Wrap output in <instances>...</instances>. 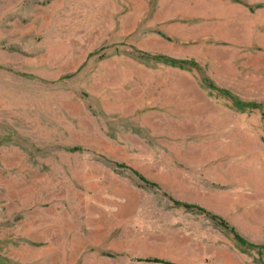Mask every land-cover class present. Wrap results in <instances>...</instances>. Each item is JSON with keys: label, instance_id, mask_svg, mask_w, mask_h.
<instances>
[{"label": "rangeland", "instance_id": "rangeland-1", "mask_svg": "<svg viewBox=\"0 0 264 264\" xmlns=\"http://www.w3.org/2000/svg\"><path fill=\"white\" fill-rule=\"evenodd\" d=\"M236 100L264 106V0H0V264H264L173 203L264 246Z\"/></svg>", "mask_w": 264, "mask_h": 264}, {"label": "trees", "instance_id": "trees-1", "mask_svg": "<svg viewBox=\"0 0 264 264\" xmlns=\"http://www.w3.org/2000/svg\"><path fill=\"white\" fill-rule=\"evenodd\" d=\"M155 59L160 61L161 63H165L168 64L170 66H175L178 68H183L186 64H188L190 61L189 59H175L172 57H168L165 55H156ZM236 106L242 107V106H250V107H257L260 108L262 110H264V106H262L261 104H257V103H253V102H243L240 100H236L234 101ZM140 179L146 184V185H153L152 183L146 181L145 179H143V177H140ZM174 204H178L181 205L183 208L185 209H190V210H194L197 212H201L204 213L206 216H208L211 220L216 221L218 220L219 225H221L222 227L228 229L230 232H232L233 237L237 240V242L241 245H245L247 247L250 248H261L264 249V246L261 245H254L253 243H249L247 242L245 239H243L241 236H239L238 234L233 232V229L228 227L222 220L218 219L217 216L210 214L209 212L205 211V209H203L202 207L198 206V205H194V204H187V203H181L178 202L176 200H173ZM137 260H143L146 262H154V263H162V264H172L169 261L163 260V259H159V258H155V257H147V258H138Z\"/></svg>", "mask_w": 264, "mask_h": 264}]
</instances>
